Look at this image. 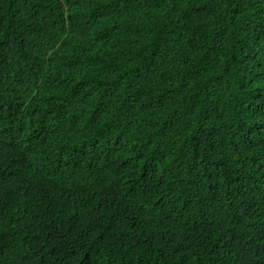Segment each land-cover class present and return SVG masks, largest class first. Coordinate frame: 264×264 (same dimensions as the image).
Returning a JSON list of instances; mask_svg holds the SVG:
<instances>
[{"label":"trees","instance_id":"trees-1","mask_svg":"<svg viewBox=\"0 0 264 264\" xmlns=\"http://www.w3.org/2000/svg\"><path fill=\"white\" fill-rule=\"evenodd\" d=\"M0 264H264V0H0Z\"/></svg>","mask_w":264,"mask_h":264}]
</instances>
